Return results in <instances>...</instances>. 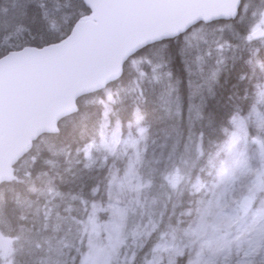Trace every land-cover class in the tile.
<instances>
[{
    "label": "rangeland",
    "instance_id": "obj_1",
    "mask_svg": "<svg viewBox=\"0 0 264 264\" xmlns=\"http://www.w3.org/2000/svg\"><path fill=\"white\" fill-rule=\"evenodd\" d=\"M49 2L58 6L48 9ZM33 6L39 8L34 15ZM87 11L82 0H0V50L23 44L27 36L61 38ZM241 19L249 29L244 48L253 81L250 102L244 113L233 114L210 154L197 149L193 175L181 169L168 174L169 186L184 185L194 198L143 264H177L186 253L185 264H264V3L252 1ZM257 29L263 35L249 41ZM131 65L137 68L135 61ZM111 100L106 89L105 115L83 151L84 167L108 168L105 192L94 189L95 197L87 201L61 192L51 176L32 179L41 181L31 189L34 198L18 201L29 225L14 229L0 206V237L13 239L5 253L0 250V264H133L135 249L157 223L154 210L161 208L162 195L152 193L139 173L148 143L142 114L136 110L124 124L110 120ZM47 146L65 153L55 144ZM26 161L16 169L23 171ZM244 197L253 200L251 208L242 206Z\"/></svg>",
    "mask_w": 264,
    "mask_h": 264
},
{
    "label": "trees",
    "instance_id": "obj_2",
    "mask_svg": "<svg viewBox=\"0 0 264 264\" xmlns=\"http://www.w3.org/2000/svg\"><path fill=\"white\" fill-rule=\"evenodd\" d=\"M252 1L257 0L241 1L236 19L199 22L185 33L142 48L125 62L118 80L103 90L78 97L77 111L59 122L57 133L42 134L32 142L25 154L27 161L23 171L15 169V175L22 179L0 184V206L15 225L14 229L18 225H29L18 201L20 196L34 198L31 189L41 181L37 179L32 183V179L41 174L51 176L61 192L78 195L87 201L95 197L94 189L98 193L105 192L108 168L84 167L83 151L105 115L103 99L108 89L112 92V100L107 103L110 120L124 124L132 119L136 110L142 114L148 129V143L139 173L143 181L150 184L152 193L162 195L161 208L154 210L157 223L142 246L135 249L133 264H143L163 234L176 227L185 207L194 198L184 185L169 186L168 174L181 169L193 175L198 166L197 149L202 155L210 154L224 139L233 114L244 113L250 102L253 81L248 79L246 60L249 51L244 48L249 29L241 17L243 9ZM48 5V9L58 6L55 2ZM38 9L33 6L29 11L34 15ZM60 9L66 8L62 6ZM63 37L39 40L27 36L23 44L0 50V56L24 45L41 47ZM218 44L225 45L222 51L218 50ZM181 51L186 55L181 56ZM132 61H135L136 69L132 68ZM189 67L194 84L202 85L195 89L197 96L191 101L190 111L187 104H179L174 96L168 95L169 84L186 80ZM169 71L173 73L171 81L164 75ZM186 91L184 89L180 95ZM201 95L206 100L203 107L200 106ZM161 97L169 103H162ZM48 144H55L65 153L51 152ZM17 165L18 162L14 164ZM188 258V253L182 255L177 264H185Z\"/></svg>",
    "mask_w": 264,
    "mask_h": 264
},
{
    "label": "water",
    "instance_id": "obj_3",
    "mask_svg": "<svg viewBox=\"0 0 264 264\" xmlns=\"http://www.w3.org/2000/svg\"><path fill=\"white\" fill-rule=\"evenodd\" d=\"M82 16L62 40L27 45L0 57V184L32 141L57 133L76 99L118 80L137 51L174 38L199 21L234 18L241 0H83ZM262 35L252 32L254 38ZM243 199V204L251 205ZM11 241L0 238L6 252Z\"/></svg>",
    "mask_w": 264,
    "mask_h": 264
},
{
    "label": "snow or ice",
    "instance_id": "obj_4",
    "mask_svg": "<svg viewBox=\"0 0 264 264\" xmlns=\"http://www.w3.org/2000/svg\"><path fill=\"white\" fill-rule=\"evenodd\" d=\"M258 3H264V0H257ZM221 31H223L221 29ZM247 39L249 41H251L252 39V36L249 35L247 37ZM225 45L223 44H218L217 47H218V50H223V47ZM230 47V45H228ZM181 56H185L186 53H184L183 51H181L179 53ZM166 62H170V61H166ZM185 63L186 65L188 64V60L186 59L185 60ZM161 67H163V65H161ZM166 77H168V79L171 81L172 78H173V73L172 72H166L164 74ZM191 76H192V70L191 68L189 67L188 68V78L184 81H180L178 83H170L169 84V88H168V95L171 97V96H174L176 98V101L177 103L179 104H187L189 106V111L191 110V101L197 96V91L195 89L199 88V87H202V85H196L194 84L193 80L191 79ZM184 89H187V91L185 92V94L183 96L180 95V93L184 90ZM161 100H162V103L164 104H168L169 101L166 100V99H163V97H161ZM200 100H201V107H203V105L206 103V100L205 98L201 95L200 97Z\"/></svg>",
    "mask_w": 264,
    "mask_h": 264
},
{
    "label": "bare ground",
    "instance_id": "obj_5",
    "mask_svg": "<svg viewBox=\"0 0 264 264\" xmlns=\"http://www.w3.org/2000/svg\"><path fill=\"white\" fill-rule=\"evenodd\" d=\"M247 94H248V93H247ZM241 104H242V103H241ZM242 106H243V105H242ZM242 106H241V107H242Z\"/></svg>",
    "mask_w": 264,
    "mask_h": 264
}]
</instances>
